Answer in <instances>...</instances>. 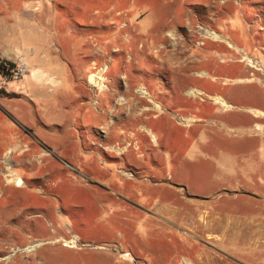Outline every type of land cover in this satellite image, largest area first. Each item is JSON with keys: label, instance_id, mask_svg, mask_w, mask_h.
<instances>
[{"label": "rangeland", "instance_id": "rangeland-1", "mask_svg": "<svg viewBox=\"0 0 264 264\" xmlns=\"http://www.w3.org/2000/svg\"><path fill=\"white\" fill-rule=\"evenodd\" d=\"M9 40L64 84L0 53V264H264V0H0Z\"/></svg>", "mask_w": 264, "mask_h": 264}, {"label": "crops", "instance_id": "crops-1", "mask_svg": "<svg viewBox=\"0 0 264 264\" xmlns=\"http://www.w3.org/2000/svg\"><path fill=\"white\" fill-rule=\"evenodd\" d=\"M19 20H20V22L23 21L20 18H19ZM20 22H18V23H20ZM19 25L20 26H17V30H16V34L18 35V39H19L18 41L29 40V41H32L35 43L38 41L35 37V33L34 34L32 33V32H34L33 27L35 24H30V23L27 24L24 21V24H19ZM29 27H30V30H29ZM41 30L44 31V29H40V31ZM13 35H14V33H13L12 29L10 28L9 31L7 32L6 36L13 40ZM12 40L8 41V46L5 47L6 49H0L1 56L4 59L14 61L18 65L25 64L27 66V70H30L28 77H29V81L32 84H34L37 87L47 86V90H49V91L56 89L58 86H62L64 84L63 81H61L55 75H53V72L50 71V69L47 70V66H45L44 68L40 67L38 65H36L33 68L28 67L27 64H29L31 62L30 61L31 56L27 55L25 50L13 48L14 42ZM39 43L42 44L44 48H47V37L41 38ZM39 56H40L41 60L47 59V53H40ZM66 66H67V68L72 70L70 65L67 64ZM83 73L85 74L86 71H81V74H83ZM87 77H88V83L90 85V87H85L86 89L89 90V93H88L89 96H88V94L86 95L88 98L87 104H91L94 107L96 100H97L96 96H94V87L96 84H93L92 82H90V75H87ZM73 78H74V73L72 72V82H73ZM75 84H76V82H75ZM75 84H72L71 86L72 87L74 86L73 88L75 90H77L78 86ZM67 85L69 86L68 82H67ZM36 91H38V90H36ZM38 92L40 93V91H38ZM83 95L81 97H83ZM83 119H84V116H83ZM53 124H55L56 126L57 125L61 126V123L59 121H55Z\"/></svg>", "mask_w": 264, "mask_h": 264}, {"label": "built area", "instance_id": "built-area-1", "mask_svg": "<svg viewBox=\"0 0 264 264\" xmlns=\"http://www.w3.org/2000/svg\"><path fill=\"white\" fill-rule=\"evenodd\" d=\"M27 72V66L25 64H20L14 70H12L9 77H11V79H19L25 76Z\"/></svg>", "mask_w": 264, "mask_h": 264}, {"label": "bare ground", "instance_id": "bare-ground-1", "mask_svg": "<svg viewBox=\"0 0 264 264\" xmlns=\"http://www.w3.org/2000/svg\"><path fill=\"white\" fill-rule=\"evenodd\" d=\"M207 35H208V37H210V38H212V39H216V38H219L220 36L219 35H216L215 33H213V32H207ZM245 58L248 60V62L249 63H253L252 62V60L247 56V55H245ZM92 82V81H91ZM142 90V89H141ZM144 90V89H143ZM140 91V90H139ZM144 92V91H143ZM146 92V91H145ZM195 94H197V93H195ZM147 95H149V94H147ZM146 96V95H145ZM217 99V101H219V102H222L223 104H225V102H224V100H222V99H220L219 97H217L216 98ZM31 247H28L27 249H30Z\"/></svg>", "mask_w": 264, "mask_h": 264}, {"label": "trees", "instance_id": "trees-1", "mask_svg": "<svg viewBox=\"0 0 264 264\" xmlns=\"http://www.w3.org/2000/svg\"><path fill=\"white\" fill-rule=\"evenodd\" d=\"M2 69H3V64L1 63L0 64V71L2 72Z\"/></svg>", "mask_w": 264, "mask_h": 264}, {"label": "flooded vegetation", "instance_id": "flooded-vegetation-1", "mask_svg": "<svg viewBox=\"0 0 264 264\" xmlns=\"http://www.w3.org/2000/svg\"><path fill=\"white\" fill-rule=\"evenodd\" d=\"M61 10H64V8L61 7Z\"/></svg>", "mask_w": 264, "mask_h": 264}]
</instances>
